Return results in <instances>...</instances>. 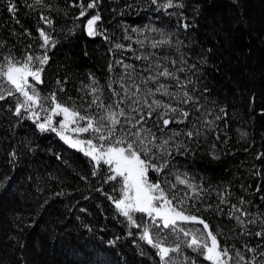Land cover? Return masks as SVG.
Instances as JSON below:
<instances>
[{"label":"trees","instance_id":"16d2710c","mask_svg":"<svg viewBox=\"0 0 264 264\" xmlns=\"http://www.w3.org/2000/svg\"><path fill=\"white\" fill-rule=\"evenodd\" d=\"M12 2L17 6L15 13L7 11L8 0H0V57L11 53L22 58L25 52L42 55L38 28L57 42L47 52L50 59L42 73L43 83L36 85L41 97L55 92L57 101L99 118L119 109L89 108L90 85L102 90L99 95L105 105L111 103L113 89L121 94L115 100L126 98L121 84L130 91L139 85L141 102L158 99L190 113L188 121L171 124L163 132L154 119L137 125L150 128L159 138L157 143L169 140L171 155L157 152L162 158L154 161H167V167L160 173L150 170L149 179L161 182L170 198L176 194L174 205L180 207L183 199L186 214L209 224L220 246L230 250L233 259L228 264H235L237 251L245 257L241 264L253 256L256 264H264V256L259 255L264 251V236L255 235L264 230V157L256 158L264 153V0H173L182 8L162 7L167 0L156 4L101 0L97 27L104 35L96 37L86 34L85 24L97 9L78 20L80 9L70 6L72 0H43L44 6L35 0ZM41 15L53 20L51 27L40 20ZM117 43L124 47L115 48ZM154 43L159 46L153 47ZM164 68L175 79H149ZM160 85L176 98L155 92ZM149 89L154 96H145ZM185 93L192 97L187 104L182 102ZM15 104L13 97L0 101V264H160L157 250L139 239L140 230L129 228L103 194L116 196L113 188H119L116 182L104 183L107 166L93 176L95 162L90 157L70 147L56 132L40 131L35 118H28L29 112L14 115ZM120 107L130 111L128 103ZM216 115L223 118L215 120ZM40 116L42 122L45 113L40 111ZM205 118L215 124L210 128L203 123ZM170 129L180 135L169 139ZM197 130L200 135H195ZM187 131L194 132L191 139L184 134ZM75 135V139L91 138V133ZM177 176L187 179L195 190L178 184ZM222 199L227 202L221 203ZM232 205L251 214L241 216L244 225L233 218L240 213ZM135 215L138 221L145 219ZM253 219L256 223H248ZM179 226L204 231L198 223ZM160 237L173 246L181 243V251L171 253L175 264L193 260L211 264L186 246L190 236L181 233L177 239L164 229ZM245 245L256 252L247 251Z\"/></svg>","mask_w":264,"mask_h":264},{"label":"snow or ice","instance_id":"6c2138e0","mask_svg":"<svg viewBox=\"0 0 264 264\" xmlns=\"http://www.w3.org/2000/svg\"><path fill=\"white\" fill-rule=\"evenodd\" d=\"M151 2L156 4L157 0H151ZM35 3L44 6L43 0H35ZM100 3L101 0H88L87 3H85V0H72L70 5L71 7L80 9L76 16L78 20L88 16L89 10L97 9L86 20V34L89 37L104 35V32L97 27V23L101 20L98 10ZM162 7L182 8L183 4H174L173 0H167V3L162 5ZM16 10V4L12 0H8L7 11L15 13ZM40 20L49 27L53 24V20L43 15L40 16ZM182 26L185 29L189 27L188 24H183ZM133 30L135 31V29ZM37 31L39 33L38 38H42L43 40V43L40 45V48L44 49L42 55L25 52L22 58H16L11 53L0 57V101H5L7 97H13L16 100L14 115L21 117L22 110L29 112L28 118H35L33 122L37 124L40 131L51 130L56 132L70 147L77 148L85 156L90 157L95 162L93 176L97 175V172L102 167L107 166L104 183L116 182L119 188L114 187L113 192H116L117 195L113 196L103 193V189L97 190L106 195L107 199L114 204L116 212L127 220L129 228L140 230L139 239L157 250L156 255L159 256L160 264H175L171 253L181 251V243L175 242L173 246V244L167 242L166 238L160 237V232L164 229L169 230L170 233H175L177 239H179V234L181 233L184 237L190 236L191 239L185 241L186 246L194 252L199 253L205 260L210 261L211 264H228V261L233 259L229 255L230 250L227 247L222 248L220 246L217 235L214 234L209 224L196 215L186 214L188 209L182 206L184 204L183 199L179 201L181 206L177 207L173 204L176 194L172 193L170 198L169 191L161 186V182H154L149 179L148 174L150 170L160 173L167 167V161L159 164L154 161L162 158V155H157V152L171 155V152L167 151L169 140L165 139L161 143H157L159 138L150 128L137 127V125H143L147 120L154 119L155 126L163 132L171 124H183L185 121H188L190 113L179 106H173L172 103H166L158 99H152L151 102L144 99L141 102L138 97V93L141 91L139 85H133L135 90L130 91L121 84L126 98H121L118 101L115 100L114 98L119 97L121 94L113 89L112 95L108 98L111 103L107 105L104 104L99 95L102 90L99 87L90 85L93 99L89 102V108L95 105L102 109H119L118 112L109 111L106 116H100L99 118L88 113L82 115L81 111L75 106H69L57 101L55 92L50 96L41 97L36 85L43 83L42 73L50 59L47 52L51 48H54L57 42L43 28H38ZM27 34L31 35L30 33ZM104 38L108 39L107 36ZM152 46L158 47L159 45L158 43H154ZM28 47L31 48V45ZM123 47L122 44H115V48L117 49ZM137 58L139 59L140 57ZM116 63L122 64L123 62L116 61ZM108 67L109 71H112V64H109ZM124 67L127 69L132 66L124 65ZM180 70L183 71V69ZM160 76L175 79L174 73L170 72L167 68L158 70L157 76L150 77L149 79L155 81ZM90 78L92 79V84L96 85L95 78ZM60 83V81H57V85H60ZM109 88L111 89V84H109ZM59 90L64 91L62 87ZM155 92L176 98V94L169 93L164 85L157 87ZM154 94L153 90L149 89L145 93V96H154ZM184 97L182 102L185 104L192 100V97L187 93L184 94ZM45 103H47V107H45ZM124 103H128L130 111H126L120 107ZM135 105H140V107H135ZM37 108L45 113L42 122H39L41 121V116L40 111L35 110ZM144 108H147L148 111H144ZM220 112L225 113V110L222 108ZM131 113H136V115L133 116ZM54 117H62V119L56 121ZM117 117H123V122ZM222 118V116L216 115L215 120ZM81 121H86V123L81 124ZM203 123L211 128L215 124V121H209L205 118ZM71 125H76V127L70 128ZM69 130L78 136L83 133H91V138L73 139L71 136L64 134ZM170 131L172 132V136L169 139L180 135V132L175 129H170ZM184 134L191 139L194 132L187 131ZM195 135H200V131L197 130ZM243 135H246V133H242ZM216 139L219 140L220 137L217 136ZM261 157H264V153L257 155L256 158L260 159ZM255 174L259 175L260 173L257 171ZM176 181L178 184H185L188 188L195 190L194 186L188 183L187 179H181L180 176H177ZM171 187L174 188L175 185H171ZM259 190L258 187L257 191ZM261 199H264V197H261ZM226 202L224 199L221 200V203ZM244 203L246 202L241 198L240 204L243 205ZM232 208L240 213V216H234L233 218L240 225H244L245 221L241 219V216H249L251 214L236 205H232ZM137 213L142 214L145 219L138 221L135 215ZM187 222L202 225L204 231L200 229L193 231L179 226L180 223ZM248 223L254 224L256 221L253 219L249 220ZM153 230H155V233ZM128 234L132 235L133 233L129 231ZM255 235L257 237L264 236V230L256 232ZM245 247L249 252H256L255 248L248 247L247 245ZM259 255L264 256V251L260 252ZM235 256L237 258L235 264H241V262L245 261L244 255L239 251L235 253ZM189 264H195V261H189ZM247 264H256V257L253 256L252 260L247 262Z\"/></svg>","mask_w":264,"mask_h":264},{"label":"rangeland","instance_id":"374dc122","mask_svg":"<svg viewBox=\"0 0 264 264\" xmlns=\"http://www.w3.org/2000/svg\"><path fill=\"white\" fill-rule=\"evenodd\" d=\"M72 127H76V125H71L70 126V128H72ZM64 134H67L68 136H71L73 139H75L76 138V133H74V132H72V131H67V132H65ZM74 134V135H73Z\"/></svg>","mask_w":264,"mask_h":264}]
</instances>
